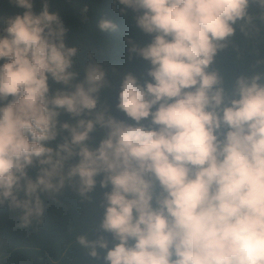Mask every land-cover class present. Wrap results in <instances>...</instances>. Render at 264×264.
<instances>
[{"label": "clouds", "instance_id": "1", "mask_svg": "<svg viewBox=\"0 0 264 264\" xmlns=\"http://www.w3.org/2000/svg\"><path fill=\"white\" fill-rule=\"evenodd\" d=\"M8 2L0 207L27 225L67 186L99 209L76 241L100 264H264V59L228 80L214 67L264 0H112L144 37L115 82L78 63L48 0Z\"/></svg>", "mask_w": 264, "mask_h": 264}, {"label": "trees", "instance_id": "2", "mask_svg": "<svg viewBox=\"0 0 264 264\" xmlns=\"http://www.w3.org/2000/svg\"><path fill=\"white\" fill-rule=\"evenodd\" d=\"M48 4L66 27V41L79 49L78 63L94 59L113 82L119 72L139 67L138 59H129L127 42L144 37L112 0H48ZM13 11L8 0H0V14ZM249 12V22L237 27L216 54L214 67L226 80L237 72L255 70V61L264 59V10L253 5ZM101 17L113 20L117 30H99ZM98 215L94 198L84 200L67 186L54 197H45L43 215L27 225H21L16 211L0 207V264H100L76 241L80 235L95 238Z\"/></svg>", "mask_w": 264, "mask_h": 264}]
</instances>
